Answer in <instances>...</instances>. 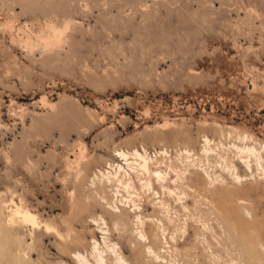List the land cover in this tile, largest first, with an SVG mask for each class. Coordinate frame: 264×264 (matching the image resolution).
<instances>
[{"label":"rangeland","instance_id":"obj_1","mask_svg":"<svg viewBox=\"0 0 264 264\" xmlns=\"http://www.w3.org/2000/svg\"><path fill=\"white\" fill-rule=\"evenodd\" d=\"M94 240L264 264V0H0V264H94Z\"/></svg>","mask_w":264,"mask_h":264},{"label":"bare ground","instance_id":"obj_2","mask_svg":"<svg viewBox=\"0 0 264 264\" xmlns=\"http://www.w3.org/2000/svg\"><path fill=\"white\" fill-rule=\"evenodd\" d=\"M206 141H208V138H206V140H205V142ZM206 145V144H205ZM205 150V149H204ZM249 150V149H248ZM243 151V150H242ZM247 151V150H246ZM162 153H164V151L162 152ZM133 154H135L136 155V157H139L140 158V161H139V166H140V168L143 170V171H145V172H152L153 174H155V176L159 179V180H161V181H163V180H165V175L163 174V172L162 171H160V170H158V169H156V170H154V169H151L150 167H149V162H151V161H149V160H152V159H150V157H149V155L146 153L145 154V152H144V154L143 153H140L138 150H134L133 151ZM132 154V155H133ZM120 155H121V157L123 156L124 157V159H126L127 160V153H125V152H120ZM258 155V154H257ZM134 156V155H133ZM188 156H189V154H188ZM135 157V156H134ZM259 157V156H258ZM257 157V158H258ZM258 160V159H257ZM127 162H129V161H127ZM133 162V161H132ZM120 165V164H119ZM118 165V166H119ZM117 166V169H119V167L121 168L122 167V165H120L119 167ZM127 167V166H126ZM114 168V167H113ZM112 169V168H111ZM133 169V168H132ZM106 171V170H105ZM108 171V170H107ZM118 172V171H117ZM138 172V171H137ZM107 173V172H106ZM139 173V172H138ZM117 174H119V173H116V175ZM129 174V173H128ZM233 174H235V173H233ZM108 175H110V173L109 174H106V176H107V178L108 179H110L109 178V176ZM130 176V175H129ZM234 176V175H233ZM117 177V176H116ZM178 177V176H177ZM235 177H236V175H235ZM113 178H114V176H113ZM107 179V180H108ZM236 179V178H235ZM238 179H240L239 177H238ZM117 180L118 181H120V184H121V181L122 182H124V180L122 179V178H118L117 177ZM182 180V179H181ZM110 181V180H109ZM129 181L130 180H128V181H125L124 183H125V185L126 184H128L129 183ZM144 181V180H143ZM170 181V180H169ZM131 182V181H130ZM142 182V181H141ZM145 183H146V185H149V183H150V181H149V179H148V181H144ZM159 182V181H158ZM164 182V181H163ZM175 182V181H174ZM144 183V184H145ZM122 185V184H121ZM151 185V184H150ZM161 185V184H160ZM126 186H129V185H126ZM125 187V186H124ZM143 187H144V185H143ZM146 187V186H145ZM162 187H165V186H162ZM161 187V188H162ZM166 187H167V185H166ZM168 188V190H169V187H167ZM117 189V188H116ZM152 189V188H151ZM170 190H171V188H170ZM169 190V191H170ZM153 192V191H152ZM157 192V191H156ZM172 192H174V191H172ZM171 192V193H172ZM155 193V192H154ZM158 193V192H157ZM169 193V192H168ZM170 195V194H169ZM176 196V195H175ZM177 196H179V195H177ZM181 196V195H180ZM183 196V195H182ZM126 200V199H125ZM162 199H160L159 201H161ZM177 200H180V199H177ZM128 201L126 200V203H127ZM156 202V201H155ZM164 202L165 201H161V203L162 204H164ZM135 204V203H134ZM158 206V205H157ZM137 207H139V206H137ZM136 207V208H137ZM114 208V207H113ZM185 208V207H184ZM116 210H118L117 209V207H116ZM16 211H17V213L20 215V217L22 218V220H23V223H31L33 226H34V224H36L35 226H37V225H39L40 226V224H37L39 221L37 220V218H36V216H35V214L32 212V211H30L29 209H27V208H24L23 207V210H20V208L18 207V206H16ZM119 211V210H118ZM247 213V212H246ZM40 214V213H39ZM13 215V214H12ZM249 215V214H248ZM40 216V215H39ZM42 216V215H41ZM136 217H139V220H140V216L139 215H137ZM142 217V216H141ZM20 218V219H21ZM46 218V217H45ZM48 218V217H47ZM53 219V218H52ZM136 220V219H135ZM138 220V219H137ZM12 221V220H11ZM45 221V220H44ZM47 221V220H46ZM43 222V221H42ZM16 223V222H15ZM49 223V222H48ZM104 223V222H103ZM50 224V223H49ZM52 224V223H51ZM95 224H97V222H95ZM99 224V223H98ZM140 224V223H139ZM56 225V224H55ZM45 226L46 227H48V224L47 223H45ZM104 226V225H103ZM53 227H55L54 225L51 227V229L48 227V228H46V229H50V230H52V229H54ZM55 230V229H54ZM100 230V229H99ZM107 230V229H106ZM139 230V229H138ZM142 230V229H141ZM48 231V230H47ZM140 231V230H139ZM107 232V231H106ZM144 232V231H143ZM105 237V236H104ZM137 237H140V239L142 238L143 239V237H144V233H142V232H138V234H137ZM146 237V236H145ZM163 237V236H162ZM141 239V240H142ZM146 239V238H145ZM93 240V239H92ZM106 240V239H105ZM103 241V240H102ZM106 242V241H105ZM142 242H143V240H142ZM167 242V241H166ZM94 244H93V247H92V249L94 250V255L93 256H95V258H96V260H95V263L96 264H104L106 261H105V258H104V255H103V249L102 250H100L98 247H97V245L99 244H97V241L96 240H94V242H93ZM116 244V243H115ZM107 246H109V249L111 248V249H113V245H110V244H108ZM114 247H116V246H114ZM108 249V248H107ZM106 249V250H107ZM110 249V250H111ZM114 249H116V248H114ZM150 250V248L148 247L147 248V250ZM112 251V250H111ZM115 251V250H114ZM116 252V251H115ZM151 253H154L153 251L151 252ZM150 253V254H151ZM158 253V252H157ZM116 254V253H115ZM115 254H113V255H115ZM76 259H77V261L80 263V264H90L89 263V261L86 259L87 257H85L84 255H83V253H80L79 251H75V252H73V254H72ZM154 255V254H153ZM156 256V255H155ZM157 258H158V255L156 256ZM107 260V259H106ZM115 262L116 263H119V264H128L127 263V261H125L124 260V258H123V256H121V255H119L118 253H117V255H116V258H115ZM94 263V264H95ZM106 264V263H105Z\"/></svg>","mask_w":264,"mask_h":264}]
</instances>
